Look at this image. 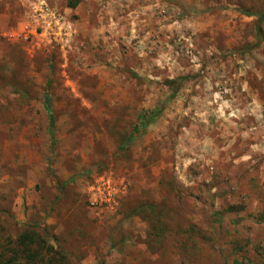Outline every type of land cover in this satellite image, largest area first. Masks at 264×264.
Returning a JSON list of instances; mask_svg holds the SVG:
<instances>
[{"label": "rangeland", "instance_id": "374dc122", "mask_svg": "<svg viewBox=\"0 0 264 264\" xmlns=\"http://www.w3.org/2000/svg\"><path fill=\"white\" fill-rule=\"evenodd\" d=\"M32 231L264 264V0H0V253Z\"/></svg>", "mask_w": 264, "mask_h": 264}, {"label": "trees", "instance_id": "16d2710c", "mask_svg": "<svg viewBox=\"0 0 264 264\" xmlns=\"http://www.w3.org/2000/svg\"><path fill=\"white\" fill-rule=\"evenodd\" d=\"M77 1L70 3V7H75ZM175 79L167 81L172 86ZM47 108V107H46ZM53 125L50 120L49 126ZM12 253L4 256L0 253V264H60V252L49 245L36 231L21 234L16 239V245L12 247Z\"/></svg>", "mask_w": 264, "mask_h": 264}, {"label": "built area", "instance_id": "2783aa9c", "mask_svg": "<svg viewBox=\"0 0 264 264\" xmlns=\"http://www.w3.org/2000/svg\"><path fill=\"white\" fill-rule=\"evenodd\" d=\"M58 23V22H57Z\"/></svg>", "mask_w": 264, "mask_h": 264}]
</instances>
